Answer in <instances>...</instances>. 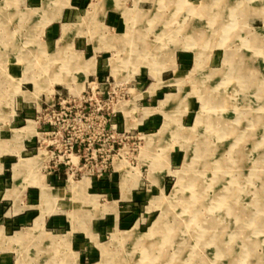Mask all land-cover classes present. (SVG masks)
<instances>
[{"label": "rangeland", "instance_id": "obj_1", "mask_svg": "<svg viewBox=\"0 0 264 264\" xmlns=\"http://www.w3.org/2000/svg\"><path fill=\"white\" fill-rule=\"evenodd\" d=\"M263 46L264 0H0V169L23 172L0 187V264H264ZM53 85L114 98L124 140L105 178L52 177L37 110ZM181 177L204 206L170 199ZM175 218L189 235L159 244Z\"/></svg>", "mask_w": 264, "mask_h": 264}, {"label": "built area", "instance_id": "obj_2", "mask_svg": "<svg viewBox=\"0 0 264 264\" xmlns=\"http://www.w3.org/2000/svg\"><path fill=\"white\" fill-rule=\"evenodd\" d=\"M90 90H85L79 99L58 98V101L45 103V107L37 110L40 119L44 120L39 135L44 136L45 150L50 153L54 167H68V179H73L80 171H87L89 166L93 169L99 165L101 169L98 174H91L92 179L105 178L107 169L120 155L118 147L124 140L110 135L117 128V112L112 110L113 116L107 113L114 98L111 101L103 97L104 101H101L95 87ZM119 99L116 98L115 103Z\"/></svg>", "mask_w": 264, "mask_h": 264}, {"label": "bare ground", "instance_id": "obj_3", "mask_svg": "<svg viewBox=\"0 0 264 264\" xmlns=\"http://www.w3.org/2000/svg\"><path fill=\"white\" fill-rule=\"evenodd\" d=\"M98 11V10H97ZM236 11V10H235ZM234 11V12H235ZM132 12L130 11V12H126V15L128 16V18L130 19V17H132ZM130 16V17H129ZM263 44V43H262ZM264 47V46H263ZM140 52V51H139ZM150 54V53H149ZM148 56L146 55L145 56V58H147ZM149 57H150V55H149ZM234 76V75H233ZM236 76H238L237 74H236ZM243 76V75H242ZM240 77V76H239ZM250 78V77H249ZM252 79V78H251ZM248 81V80H247ZM259 83V82H258ZM249 84V83H248ZM257 85V84H256ZM36 86V85H35ZM254 86V85H253ZM256 89V88H255ZM218 91V90H217ZM263 91V90H262ZM262 99V98H261ZM175 101V99H173V100H170L169 101V103H173ZM176 102V101H175ZM204 106V105H203ZM230 107V106H229ZM234 108V107H233ZM205 109V108H204ZM219 116V119H221L222 118V116H223V114H221V115H217V117ZM199 119H200V117H199ZM202 119V118H201ZM228 125V124H227ZM31 127V126H30ZM235 128V127H234ZM163 133H165V127H163L161 130H160V132H159V134H163ZM264 148V147H263ZM260 150V149H259ZM207 167L206 166H204V169L201 171V174L203 175H206L207 174ZM197 172H200V171H197ZM190 173H188V175L187 176H190L189 175ZM191 174H193V173H191ZM186 176V177H187ZM183 179V177H181L180 178V180L178 181V184H177V186H176V189H175V191H174V193L172 194V197H170V199L171 198H175L174 200H177V198L179 199V198H181V197H183V198H186L187 196H190L191 198H193V199H195L196 200V204L199 206V207H201V206H204L205 205V198H204V196H203V194H201V192H200V188H199V186L197 185V183L196 182H193V180L191 179V177H190V180H189V178H188V180H185V181H183L182 180ZM185 183V184H184ZM184 190H186V191H189V190H191L192 191V193L191 192H189L188 193V195H185V194H183L184 193ZM231 204V203H230ZM232 204H233V202H232ZM234 209V208H233ZM233 209H231L228 213L229 214H231V213H233L234 212V210ZM203 210V209H202ZM213 210H211V212H212ZM177 219L175 218V222H174V224H166V225H158L157 227H156V229H155V233H154V236H155V238L156 237H159L160 235H161V230H162V232H163V230L164 231H166V235L164 236V239H163V241L162 242H160L159 244H162V243H166V242H168L169 240H171L172 238H175V236H178V237H181L182 236V233H185V235L187 236V235H189V233L188 232H190L191 230H192V228L191 227H182V226H180V223H178L177 221H176ZM197 223L195 224V225H197L198 224V227H200V229H201V233H202V236H207V235H210V236H212L213 235V237H215V239L217 240V241H222L223 240V237L225 236V234H224V228L222 227V228H220V224L217 222V219H215L214 218V221L215 222H213L212 221V219H206V218H204V217H199L198 219H197ZM213 222V223H212ZM157 225V224H156ZM185 231V232H184ZM158 244V242H155V243H148L147 245H150V250H152L155 246L157 247V245H159ZM162 255V254H161Z\"/></svg>", "mask_w": 264, "mask_h": 264}, {"label": "crops", "instance_id": "obj_4", "mask_svg": "<svg viewBox=\"0 0 264 264\" xmlns=\"http://www.w3.org/2000/svg\"><path fill=\"white\" fill-rule=\"evenodd\" d=\"M163 80V79H162ZM164 81H162V83H163ZM32 83V82H31ZM55 85H53L52 87H50V88H52L53 89V93L52 94H50V95H47L48 97H50V98H52V95L54 94V98L56 99V98H63L62 96L63 95H61V93L59 92V91H57V90H55V87H54ZM32 92V91H31ZM31 92H26V91H23V92H21L22 93V95L24 96V98L27 100H30V101H32V102H36L38 99H33V97L30 95L31 94ZM41 95H43V94H41ZM40 95V96H41ZM58 95V96H57ZM23 143V142H22ZM67 169H68V167H66V166H60L59 168H57V170L55 169L54 171H53V175H52V177L56 180V182H58V183H64V181L63 180H65L66 179V176H67ZM23 173V172H22ZM22 173H21V175L17 178V179H15V177H14V173H13V175L11 176V178H7L6 176H4L3 175V167L0 169V187L1 188H7V190H6V193L8 192V191H16V189H19L20 188V183H18V182H20L22 179H23V177H22ZM68 178V177H67ZM69 181V180H68ZM90 183V182H89ZM90 184H92V183H90ZM96 184V183H95ZM17 186V187H16ZM10 188V189H9ZM29 188H38L37 186L35 187V186H30ZM25 194H26V196H25V201L24 202H21V204H23V205H26V204H29V200H28V198L29 199H32L33 197H32V195H31V192H29V191H27V192H25ZM7 200H11V201H13L10 205H11V207L12 208H14V206H15V202H14V198H9V199H7ZM122 201V200H121ZM11 208V209H12ZM27 215H28V213H27V211H24V212H22V213H19V214H16V215H14L16 218H18V219H20V220H24V219H27Z\"/></svg>", "mask_w": 264, "mask_h": 264}]
</instances>
